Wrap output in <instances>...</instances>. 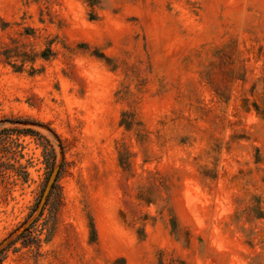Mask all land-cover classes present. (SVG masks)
Listing matches in <instances>:
<instances>
[{
	"label": "rangeland",
	"instance_id": "374dc122",
	"mask_svg": "<svg viewBox=\"0 0 264 264\" xmlns=\"http://www.w3.org/2000/svg\"><path fill=\"white\" fill-rule=\"evenodd\" d=\"M0 264H264V0H0Z\"/></svg>",
	"mask_w": 264,
	"mask_h": 264
}]
</instances>
